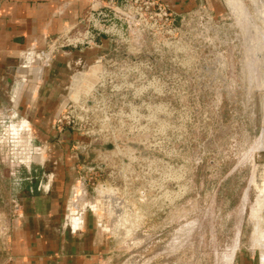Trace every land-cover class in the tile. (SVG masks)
Instances as JSON below:
<instances>
[{"label": "rangeland", "instance_id": "374dc122", "mask_svg": "<svg viewBox=\"0 0 264 264\" xmlns=\"http://www.w3.org/2000/svg\"><path fill=\"white\" fill-rule=\"evenodd\" d=\"M199 1L180 15L163 2L177 27L166 46L110 43L71 86L74 128L33 136L44 157L70 145L84 163L69 216L98 218L95 264H264V72L251 69L264 49L228 0Z\"/></svg>", "mask_w": 264, "mask_h": 264}, {"label": "crops", "instance_id": "0c3cea01", "mask_svg": "<svg viewBox=\"0 0 264 264\" xmlns=\"http://www.w3.org/2000/svg\"><path fill=\"white\" fill-rule=\"evenodd\" d=\"M234 1L228 0V5L238 23H244L245 36L254 33L264 49V0H247L249 8L243 0L239 5ZM163 2L177 15L201 4ZM87 4L88 0H0V151L15 152L12 159H0V203L8 206L0 210V252L8 264H95L103 252L106 240L98 218L89 221L84 212L78 218L69 216L74 214L69 206L84 164L76 148L61 145L58 150L64 157L51 153L46 158L43 153L50 149H42L33 137L69 134L54 131L51 124L71 86L84 80V68L98 61L110 44L102 39L101 48L63 51L48 60V39L78 22ZM84 196L83 191L77 193L74 206Z\"/></svg>", "mask_w": 264, "mask_h": 264}, {"label": "built area", "instance_id": "2783aa9c", "mask_svg": "<svg viewBox=\"0 0 264 264\" xmlns=\"http://www.w3.org/2000/svg\"><path fill=\"white\" fill-rule=\"evenodd\" d=\"M176 34L175 19L163 0H88L79 21L64 26L46 50L48 58L53 59L63 51L101 48L104 39L116 45L115 51L119 53L139 54L143 53V38L158 40L166 46L167 41L176 39ZM70 92L68 102L53 122L57 131L76 125L69 110L70 103L75 102ZM24 125L28 134L30 129ZM22 128L23 125L20 131Z\"/></svg>", "mask_w": 264, "mask_h": 264}, {"label": "flooded vegetation", "instance_id": "af4514ba", "mask_svg": "<svg viewBox=\"0 0 264 264\" xmlns=\"http://www.w3.org/2000/svg\"><path fill=\"white\" fill-rule=\"evenodd\" d=\"M256 46H257V44H256ZM256 49H257V47H256ZM257 55H259V54L257 53ZM252 66H253V68H251V69H253V70L257 71V72H258L259 68L262 67L263 68V72H264V62L262 63L261 66L257 65L256 63H254V65H252ZM263 72L261 73V75H263ZM258 83H259V80H258Z\"/></svg>", "mask_w": 264, "mask_h": 264}, {"label": "bare ground", "instance_id": "6f19581e", "mask_svg": "<svg viewBox=\"0 0 264 264\" xmlns=\"http://www.w3.org/2000/svg\"><path fill=\"white\" fill-rule=\"evenodd\" d=\"M97 68H98V66H95V67H93V71H96L97 70ZM87 81V80H86ZM90 83V82H89ZM82 84V83H81ZM91 84V83H90ZM81 90V89H80ZM79 92V91H78ZM74 94H77V92H73ZM81 94H83V93H81ZM73 97V96H72ZM103 202V201H102ZM98 208H100L101 210H104V208H101L100 206L98 207ZM264 249V248H263ZM264 252V251H263ZM262 252V253H263ZM262 263H264V253L262 254Z\"/></svg>", "mask_w": 264, "mask_h": 264}]
</instances>
